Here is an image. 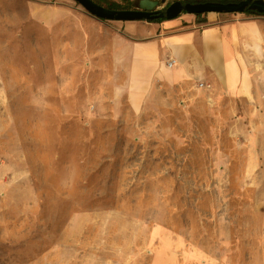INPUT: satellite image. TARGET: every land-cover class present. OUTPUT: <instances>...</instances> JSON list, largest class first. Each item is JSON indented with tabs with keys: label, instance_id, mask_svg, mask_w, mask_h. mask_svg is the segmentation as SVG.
Wrapping results in <instances>:
<instances>
[{
	"label": "rangeland",
	"instance_id": "obj_1",
	"mask_svg": "<svg viewBox=\"0 0 264 264\" xmlns=\"http://www.w3.org/2000/svg\"><path fill=\"white\" fill-rule=\"evenodd\" d=\"M236 13L245 94L134 111L102 72L117 20L0 0V264H264V14Z\"/></svg>",
	"mask_w": 264,
	"mask_h": 264
},
{
	"label": "crops",
	"instance_id": "obj_2",
	"mask_svg": "<svg viewBox=\"0 0 264 264\" xmlns=\"http://www.w3.org/2000/svg\"><path fill=\"white\" fill-rule=\"evenodd\" d=\"M205 17L201 23L186 12L159 22L100 20L105 26L99 37L102 72L116 78L115 100L122 97L132 110L143 111L168 89L185 87L186 93L210 86V94L216 87L227 96L245 94L247 76L237 54L258 36L246 35L249 20L242 13L209 12Z\"/></svg>",
	"mask_w": 264,
	"mask_h": 264
},
{
	"label": "water",
	"instance_id": "obj_3",
	"mask_svg": "<svg viewBox=\"0 0 264 264\" xmlns=\"http://www.w3.org/2000/svg\"><path fill=\"white\" fill-rule=\"evenodd\" d=\"M86 13L100 20L136 21L156 18L172 19L180 13L190 14L219 12H244L246 9L264 14V0H238L221 2L216 0L182 3L173 0L164 8H157L158 0H138L137 7L132 9H113L99 5L93 0H75ZM163 1V0H161Z\"/></svg>",
	"mask_w": 264,
	"mask_h": 264
},
{
	"label": "trees",
	"instance_id": "obj_4",
	"mask_svg": "<svg viewBox=\"0 0 264 264\" xmlns=\"http://www.w3.org/2000/svg\"><path fill=\"white\" fill-rule=\"evenodd\" d=\"M93 1L96 2L99 5H103V6L107 7V8H113V9H129L127 7H124V6H119L115 2H110V3H107V4L106 3L105 4H101V2L99 0H93ZM171 1H167L165 3L164 7H166ZM197 1H207V0H181L182 3H186V2H197ZM216 1L229 2V1H238V0H216ZM244 12L245 13L262 14V13H258L256 11H252V10H248V9H246ZM206 14L207 13L194 14L195 15L196 22L197 23L205 22L206 21V17H205ZM162 20H165V18L150 19V20H147V21L159 22V21H162Z\"/></svg>",
	"mask_w": 264,
	"mask_h": 264
}]
</instances>
